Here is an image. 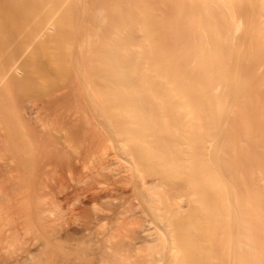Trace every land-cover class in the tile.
Returning <instances> with one entry per match:
<instances>
[{"label":"bare ground","instance_id":"6f19581e","mask_svg":"<svg viewBox=\"0 0 264 264\" xmlns=\"http://www.w3.org/2000/svg\"><path fill=\"white\" fill-rule=\"evenodd\" d=\"M0 264H264V0H0Z\"/></svg>","mask_w":264,"mask_h":264},{"label":"rangeland","instance_id":"374dc122","mask_svg":"<svg viewBox=\"0 0 264 264\" xmlns=\"http://www.w3.org/2000/svg\"><path fill=\"white\" fill-rule=\"evenodd\" d=\"M70 187V188H69ZM67 191H70V193H69V198H68V200H69V203L71 204L75 199H76V197H77V189H75L74 187H72L71 185H69L68 186V188L66 189ZM61 200V199H60ZM69 204V205H70Z\"/></svg>","mask_w":264,"mask_h":264}]
</instances>
